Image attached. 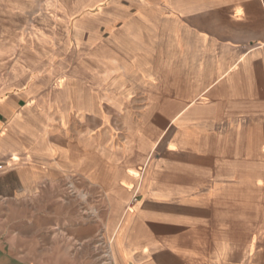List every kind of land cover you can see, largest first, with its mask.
<instances>
[{
    "label": "crops",
    "instance_id": "crops-1",
    "mask_svg": "<svg viewBox=\"0 0 264 264\" xmlns=\"http://www.w3.org/2000/svg\"><path fill=\"white\" fill-rule=\"evenodd\" d=\"M88 4L48 87L0 0V264H264V0Z\"/></svg>",
    "mask_w": 264,
    "mask_h": 264
},
{
    "label": "rangeland",
    "instance_id": "rangeland-1",
    "mask_svg": "<svg viewBox=\"0 0 264 264\" xmlns=\"http://www.w3.org/2000/svg\"><path fill=\"white\" fill-rule=\"evenodd\" d=\"M52 1H55L54 3L58 6L52 7ZM48 4V10L44 14L46 26L42 29V32H44V44H33V48L36 53L41 52L47 57L46 73L36 71L35 75H39L42 78L46 75V83L48 87H51L56 79L57 72L63 68L65 63L70 64L72 61L74 28L76 26L85 27L93 22L103 21L107 14L101 11L102 6L89 7L88 0H48ZM84 7L87 8L84 12L74 11ZM19 32L20 28L18 25L11 23V41L15 40ZM70 80L71 78L68 79V81ZM81 210L86 212L88 207L81 206ZM107 249L104 246L103 256L108 252Z\"/></svg>",
    "mask_w": 264,
    "mask_h": 264
},
{
    "label": "built area",
    "instance_id": "built-area-1",
    "mask_svg": "<svg viewBox=\"0 0 264 264\" xmlns=\"http://www.w3.org/2000/svg\"><path fill=\"white\" fill-rule=\"evenodd\" d=\"M103 264H112V261L110 259V255H109L108 252L105 253V255H104V262H103Z\"/></svg>",
    "mask_w": 264,
    "mask_h": 264
}]
</instances>
